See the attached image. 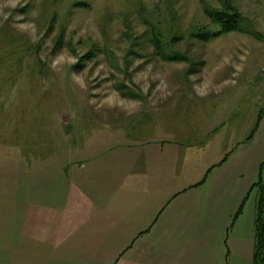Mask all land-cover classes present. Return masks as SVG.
I'll return each instance as SVG.
<instances>
[{
	"label": "rangeland",
	"instance_id": "obj_1",
	"mask_svg": "<svg viewBox=\"0 0 264 264\" xmlns=\"http://www.w3.org/2000/svg\"><path fill=\"white\" fill-rule=\"evenodd\" d=\"M228 7L238 28L216 35ZM104 133L172 160L155 235L170 264H254L264 0H0V251L33 250L15 239L24 202L52 204Z\"/></svg>",
	"mask_w": 264,
	"mask_h": 264
},
{
	"label": "crops",
	"instance_id": "obj_2",
	"mask_svg": "<svg viewBox=\"0 0 264 264\" xmlns=\"http://www.w3.org/2000/svg\"><path fill=\"white\" fill-rule=\"evenodd\" d=\"M113 138L96 134L76 154L80 167L53 177L61 188L52 204L24 202L15 239L34 248L14 251L8 240L0 264H41L42 253L48 264H170L171 241L158 245L155 235L158 216L180 194L172 187L173 162L153 143ZM41 178L40 190L48 179Z\"/></svg>",
	"mask_w": 264,
	"mask_h": 264
},
{
	"label": "trees",
	"instance_id": "obj_3",
	"mask_svg": "<svg viewBox=\"0 0 264 264\" xmlns=\"http://www.w3.org/2000/svg\"><path fill=\"white\" fill-rule=\"evenodd\" d=\"M209 18L220 27V31L217 32L216 35H224L237 30L240 15L232 8L228 7L224 8L222 11L209 12ZM216 35H212L210 38ZM254 188L257 190V193L255 200V217L253 221V261L254 264H264V159L259 166L258 181L250 190ZM239 212L240 210L237 215H239ZM237 215L234 219L237 218Z\"/></svg>",
	"mask_w": 264,
	"mask_h": 264
}]
</instances>
